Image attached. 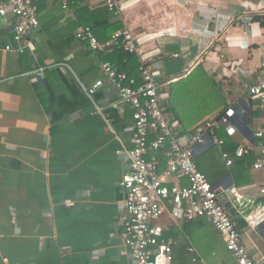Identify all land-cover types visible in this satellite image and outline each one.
<instances>
[{
  "label": "crops",
  "instance_id": "crops-1",
  "mask_svg": "<svg viewBox=\"0 0 264 264\" xmlns=\"http://www.w3.org/2000/svg\"><path fill=\"white\" fill-rule=\"evenodd\" d=\"M61 2L36 0L39 25L20 44L12 42L16 18H0V264H129L119 182L128 172L133 110L112 105L117 90L102 63L117 69L116 54L95 52L76 36L89 26L105 42L116 23L131 30L146 60L161 64L158 87L203 63L235 109L234 129L221 128L222 140L243 146L244 156L227 166L216 142L192 148L248 251L262 261L264 171L252 162L264 143L255 136L264 118L247 86L264 73L257 43L264 28L251 21L264 14V0H118L114 16L106 0H70L67 9ZM98 79L103 84L88 94ZM157 156L163 167L164 155ZM157 222L169 232L185 221L165 214Z\"/></svg>",
  "mask_w": 264,
  "mask_h": 264
},
{
  "label": "built area",
  "instance_id": "built-area-1",
  "mask_svg": "<svg viewBox=\"0 0 264 264\" xmlns=\"http://www.w3.org/2000/svg\"><path fill=\"white\" fill-rule=\"evenodd\" d=\"M69 2L62 0L61 7L67 9ZM105 5L108 10L118 13V0H106ZM9 14L16 18L12 25V42L20 44L39 25L36 0H0V18ZM76 36L88 42L95 52L123 48L140 57L137 77L117 70L108 61L102 63L104 74L117 90L113 107L125 104L133 110L130 146L126 150L128 172L119 182L124 191L120 239L128 250L129 264H175L173 246L176 241L166 239L165 227L157 222L165 214L174 221L207 219L223 237L236 264H261L262 261L253 258L248 251L242 233L219 199L218 189L199 169L192 148L194 144L211 142L222 145L223 140L217 138L216 131L223 128L231 132L234 129L235 109L228 106L219 118L198 125L193 131H182L179 123L165 113L158 94L161 64L150 63L144 58L131 30H116L105 42L99 41L89 26L81 28ZM5 48L11 49L12 45L8 44ZM17 49L22 51L23 47ZM230 71L235 74L240 72L235 64ZM254 78L247 86V92L257 100L264 118V73ZM102 84V79L96 80L87 88L88 94H93ZM255 136L259 139L264 137V122L255 131ZM157 153L165 157L163 167ZM245 153L246 149L240 146L233 153L222 151L221 155L226 165L230 166L235 158ZM252 167L264 171V143ZM182 180L185 184L181 183ZM259 190L264 193V180ZM188 249L195 251L193 246Z\"/></svg>",
  "mask_w": 264,
  "mask_h": 264
},
{
  "label": "trees",
  "instance_id": "trees-1",
  "mask_svg": "<svg viewBox=\"0 0 264 264\" xmlns=\"http://www.w3.org/2000/svg\"><path fill=\"white\" fill-rule=\"evenodd\" d=\"M107 12L114 16L112 11L107 9ZM251 21L264 28V14H252ZM121 27V23H116L113 31ZM111 51L116 54L119 60L117 66L119 71H125L133 77L138 75L139 61L134 53H129L123 48H113ZM165 82L161 81V86L158 87L160 99L164 97V102L161 101L164 111L168 117L174 114L176 121L184 131H193L198 125L219 118L228 107L222 89L207 73L203 63H199L187 77L168 84ZM229 85L238 84L229 82ZM248 95L253 98L249 93ZM221 132H223L222 129L216 131V136L219 139L224 137ZM214 145L216 146L217 143ZM219 147L221 151L233 153L240 146L225 138ZM183 221H185L184 224L176 231H165L166 239L172 238L176 241L173 246L175 264H204L205 261L209 264L214 262L236 264L234 257L226 248L223 237L207 219L198 218ZM190 246L195 247V251H190L188 249ZM261 264H264V258Z\"/></svg>",
  "mask_w": 264,
  "mask_h": 264
},
{
  "label": "rangeland",
  "instance_id": "rangeland-1",
  "mask_svg": "<svg viewBox=\"0 0 264 264\" xmlns=\"http://www.w3.org/2000/svg\"><path fill=\"white\" fill-rule=\"evenodd\" d=\"M261 30V32H262V35H261V38H259L258 40H257V43H258V45L260 46V48H264V29H260ZM257 51L258 50H256V49H254L253 51H252V53L254 54V55H256L257 54ZM214 55H216V54H214ZM257 57V56H256ZM160 223H162V222H160Z\"/></svg>",
  "mask_w": 264,
  "mask_h": 264
}]
</instances>
